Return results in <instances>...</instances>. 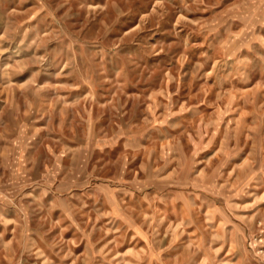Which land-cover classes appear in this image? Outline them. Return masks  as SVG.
Instances as JSON below:
<instances>
[{"label":"rangeland","instance_id":"374dc122","mask_svg":"<svg viewBox=\"0 0 264 264\" xmlns=\"http://www.w3.org/2000/svg\"><path fill=\"white\" fill-rule=\"evenodd\" d=\"M0 264H264V0H0Z\"/></svg>","mask_w":264,"mask_h":264},{"label":"clouds","instance_id":"9594fccd","mask_svg":"<svg viewBox=\"0 0 264 264\" xmlns=\"http://www.w3.org/2000/svg\"><path fill=\"white\" fill-rule=\"evenodd\" d=\"M101 152H103V148H101Z\"/></svg>","mask_w":264,"mask_h":264}]
</instances>
